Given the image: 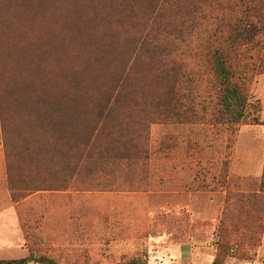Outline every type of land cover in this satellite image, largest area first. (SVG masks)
Wrapping results in <instances>:
<instances>
[{"label":"rangeland","instance_id":"obj_1","mask_svg":"<svg viewBox=\"0 0 264 264\" xmlns=\"http://www.w3.org/2000/svg\"><path fill=\"white\" fill-rule=\"evenodd\" d=\"M138 2L136 6L137 0H0V45H129L132 36L159 33L154 22L143 25L139 20L150 0ZM174 2L164 10L167 25L160 27L180 23L169 20L177 16L171 10ZM101 7L108 8L101 13ZM114 9L120 12L111 14ZM75 11L83 14L76 16ZM114 16L118 17L111 22ZM201 24L203 33L207 27L203 20ZM6 32L12 34L5 37ZM96 32L100 33L94 39ZM185 36L186 49L192 50L187 69L202 75L198 41L188 38V30ZM13 55L18 58L15 51ZM251 65L247 93L259 109L252 110L257 121L239 125L234 136L216 124L213 108L203 119L202 106L193 102L200 90L191 94L196 87L191 83L175 90L179 106L156 107L152 97L163 91L149 79L152 67L143 53L132 67L123 107L109 121L114 133L103 129L99 137L105 147L117 143V126L131 128L138 152L125 155L130 163L108 153L101 168L89 161L72 175V168L53 166L57 159L33 158L23 150L10 159L9 174L0 136V261L34 253L59 264H120L136 256L146 257L149 264H213L222 252L225 264H264V194H258L264 171V47ZM64 87L60 82L50 91H67ZM78 92L83 98L74 117L81 145L99 119L94 105L103 89L90 86ZM189 108L196 116L187 112ZM15 125L24 133L26 118Z\"/></svg>","mask_w":264,"mask_h":264},{"label":"trees","instance_id":"obj_2","mask_svg":"<svg viewBox=\"0 0 264 264\" xmlns=\"http://www.w3.org/2000/svg\"><path fill=\"white\" fill-rule=\"evenodd\" d=\"M171 1L150 0V6L139 20L143 25L154 22L159 33H142L136 38L132 36L128 39L133 41L129 45L50 48L0 45V136L9 174L12 172L10 159L23 150L22 153L33 158L57 159L53 166L72 168V175L82 170L89 161L101 168L99 165L108 153H111L112 159L122 157L123 161L130 163V157L125 155L138 152L131 128L126 131L117 126L120 132L117 133V139L114 137L117 143L105 147L99 143V137L107 131L114 133L109 121H114L112 116L116 109H121V105L123 107L126 99L124 90L131 87L128 80L132 67L142 53L147 54L152 67L149 79L154 80L156 89L161 88L163 91L162 96L152 97L151 102H155L156 107H167L168 103L179 106L181 100L175 90L191 83L196 86L191 94L200 90L193 102L195 107L196 104L202 106L203 119L206 118L205 111L213 108L212 118L229 135L234 136L239 125L257 121L252 110L257 109L258 112L259 109L251 104L247 89L252 76L251 62L264 47V0H176L171 10L177 13L178 18L176 16L169 20L179 19L180 23H171L165 29L160 26L167 25L164 10ZM138 3L137 0L136 6ZM90 8L91 5L88 6L89 12ZM107 8L101 7L99 12ZM116 12H120L119 9H114L111 14L115 15ZM74 14L80 16L83 13L75 11ZM116 17H111L110 21ZM201 20L207 27L203 33ZM186 30L188 38L195 37L198 41L199 60L203 63L202 75L199 70L195 73L189 71L185 64L188 58H192L191 47L186 49L188 47L184 44L187 40ZM75 31L85 35L80 27H76ZM99 33H94V39ZM11 34L6 32L5 37ZM0 37L3 38L2 32ZM159 37L161 41H158ZM136 41L139 43L136 44ZM14 51L18 58L14 57ZM81 52H84L83 57ZM50 53L52 59L47 58ZM261 58L259 56L258 60ZM203 70L206 71L205 75ZM101 79L108 81L106 85ZM60 82L66 85L64 89L67 91L56 90L51 93L50 89L58 87ZM90 86L103 89L102 96H95L97 101L94 111L99 119H95L88 129L86 142L78 145L74 113L83 98L78 89H88ZM37 87H40V92L35 90ZM141 91H144L143 88ZM187 112L193 116L196 113L193 108ZM25 118L27 128L22 133L15 124ZM95 151L98 153L92 155ZM111 166L114 167L115 163L112 162ZM258 191V194H264V171ZM226 260L227 256L219 252L213 264H225ZM0 264L59 263L54 258L32 253L20 260H1ZM120 264L149 263L146 257L136 256Z\"/></svg>","mask_w":264,"mask_h":264},{"label":"crops","instance_id":"obj_3","mask_svg":"<svg viewBox=\"0 0 264 264\" xmlns=\"http://www.w3.org/2000/svg\"><path fill=\"white\" fill-rule=\"evenodd\" d=\"M160 264H162V263L160 262Z\"/></svg>","mask_w":264,"mask_h":264}]
</instances>
